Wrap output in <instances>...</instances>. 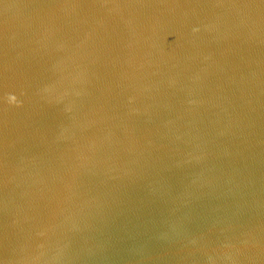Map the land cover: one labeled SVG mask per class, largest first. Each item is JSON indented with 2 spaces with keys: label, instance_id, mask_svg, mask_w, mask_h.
Segmentation results:
<instances>
[{
  "label": "water",
  "instance_id": "1",
  "mask_svg": "<svg viewBox=\"0 0 264 264\" xmlns=\"http://www.w3.org/2000/svg\"><path fill=\"white\" fill-rule=\"evenodd\" d=\"M0 264H264V0H0Z\"/></svg>",
  "mask_w": 264,
  "mask_h": 264
}]
</instances>
